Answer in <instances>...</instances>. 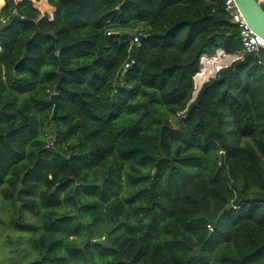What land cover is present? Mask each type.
<instances>
[{
    "label": "trees",
    "instance_id": "trees-1",
    "mask_svg": "<svg viewBox=\"0 0 264 264\" xmlns=\"http://www.w3.org/2000/svg\"><path fill=\"white\" fill-rule=\"evenodd\" d=\"M36 1L0 9V264H264L258 56L194 97L224 2Z\"/></svg>",
    "mask_w": 264,
    "mask_h": 264
},
{
    "label": "built area",
    "instance_id": "built-area-1",
    "mask_svg": "<svg viewBox=\"0 0 264 264\" xmlns=\"http://www.w3.org/2000/svg\"><path fill=\"white\" fill-rule=\"evenodd\" d=\"M222 1L233 22L239 26L242 48L238 51L229 52L224 47H219L215 52L201 55L198 71L194 75V97L198 95L204 84L217 77L223 68L244 59L247 53L257 55V62L264 70V58L261 56L264 52V38L249 25L235 0ZM258 1L264 7V0ZM2 2L3 0H0V9ZM135 41H139V36L135 37ZM209 227L212 228L211 225Z\"/></svg>",
    "mask_w": 264,
    "mask_h": 264
},
{
    "label": "water",
    "instance_id": "water-1",
    "mask_svg": "<svg viewBox=\"0 0 264 264\" xmlns=\"http://www.w3.org/2000/svg\"><path fill=\"white\" fill-rule=\"evenodd\" d=\"M238 8L243 13L249 25L254 29L255 32L260 34L264 38V7L258 0H235ZM58 94H53L51 100L54 102V114L58 111ZM180 127H181V121ZM179 127V128H180ZM76 193V189H75ZM75 195V194H74ZM73 215V213L71 214Z\"/></svg>",
    "mask_w": 264,
    "mask_h": 264
},
{
    "label": "rangeland",
    "instance_id": "rangeland-1",
    "mask_svg": "<svg viewBox=\"0 0 264 264\" xmlns=\"http://www.w3.org/2000/svg\"><path fill=\"white\" fill-rule=\"evenodd\" d=\"M36 5L42 10L43 13L46 12V13H49L51 15L53 9H52L51 5H49V3H47L46 1H41V0L36 1ZM2 230L3 229H1L0 233L2 232ZM3 242H4L3 235H1L0 236V247L3 245ZM27 243L28 242H25L24 245L27 246L28 245Z\"/></svg>",
    "mask_w": 264,
    "mask_h": 264
},
{
    "label": "crops",
    "instance_id": "crops-1",
    "mask_svg": "<svg viewBox=\"0 0 264 264\" xmlns=\"http://www.w3.org/2000/svg\"><path fill=\"white\" fill-rule=\"evenodd\" d=\"M41 1H46L47 3H48V0H41ZM4 3H5V1L3 0V2H2V5H4ZM50 5V4H49ZM52 7V13H51V16H53V12H54V7L53 6H51Z\"/></svg>",
    "mask_w": 264,
    "mask_h": 264
}]
</instances>
